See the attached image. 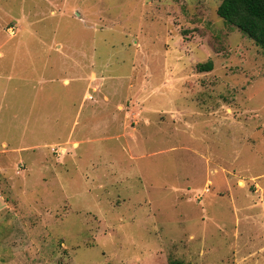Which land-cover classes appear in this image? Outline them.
<instances>
[{
    "label": "rangeland",
    "instance_id": "374dc122",
    "mask_svg": "<svg viewBox=\"0 0 264 264\" xmlns=\"http://www.w3.org/2000/svg\"><path fill=\"white\" fill-rule=\"evenodd\" d=\"M222 1L0 0V264H264V51Z\"/></svg>",
    "mask_w": 264,
    "mask_h": 264
},
{
    "label": "trees",
    "instance_id": "16d2710c",
    "mask_svg": "<svg viewBox=\"0 0 264 264\" xmlns=\"http://www.w3.org/2000/svg\"><path fill=\"white\" fill-rule=\"evenodd\" d=\"M217 14L264 51V0H223ZM199 69L211 72L213 63L208 62Z\"/></svg>",
    "mask_w": 264,
    "mask_h": 264
}]
</instances>
